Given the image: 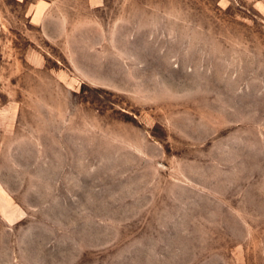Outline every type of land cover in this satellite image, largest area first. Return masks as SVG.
Returning <instances> with one entry per match:
<instances>
[{"label": "rangeland", "instance_id": "374dc122", "mask_svg": "<svg viewBox=\"0 0 264 264\" xmlns=\"http://www.w3.org/2000/svg\"><path fill=\"white\" fill-rule=\"evenodd\" d=\"M0 264H264V0H0Z\"/></svg>", "mask_w": 264, "mask_h": 264}]
</instances>
